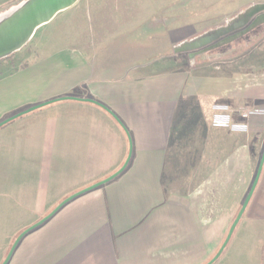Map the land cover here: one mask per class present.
I'll return each mask as SVG.
<instances>
[{"label": "crops", "instance_id": "crops-1", "mask_svg": "<svg viewBox=\"0 0 264 264\" xmlns=\"http://www.w3.org/2000/svg\"><path fill=\"white\" fill-rule=\"evenodd\" d=\"M19 1L0 0V11ZM167 6L78 0L7 61L0 119L65 96L95 100L117 119L95 103L63 99L0 130L12 135L0 160V263L16 232L116 171L128 136L126 168L25 234L7 264H205L214 253V217L235 214L264 148V120L247 132L214 118L228 110L233 124L245 123L242 109L264 106V49L237 64H184L182 27L134 17L136 8L154 16ZM83 140L86 147H69ZM30 147L48 149L31 162ZM56 168L94 170L61 192ZM244 213L264 221V163Z\"/></svg>", "mask_w": 264, "mask_h": 264}, {"label": "rangeland", "instance_id": "rangeland-1", "mask_svg": "<svg viewBox=\"0 0 264 264\" xmlns=\"http://www.w3.org/2000/svg\"><path fill=\"white\" fill-rule=\"evenodd\" d=\"M167 5L168 6L165 8L156 9V15L154 16H146L148 9L136 8L134 17L136 19L145 17V20L150 17L151 19H153V22L158 19L163 20L165 18L168 29H174V27L176 26L182 27L180 31H177L181 32L180 34H177V37L181 36L183 39L181 43L182 48L180 50L182 51L184 64H237L239 60L244 58L250 60L255 59L257 55L260 54V52H257V48L264 49V24H262L255 27L238 39L228 44L222 45L217 49H212L208 53L206 52L194 56L193 58L188 57L189 53L215 43L222 37L246 27L251 22V19L259 13L255 12L256 7L264 6V0H167ZM61 13L57 14L56 17H61ZM203 36L208 37L205 39L207 41L203 40L200 41L197 45L192 46L185 45ZM34 40L35 39L33 38L31 42L27 44V46L29 47L30 45H32ZM16 53H19V51L13 53L7 58L0 60V65H2L0 66V74L6 73L9 70L13 69V67H9V65H6V63L8 60L13 59L15 55H17ZM4 64L5 66H3ZM259 107L264 108V106ZM256 108L248 107L244 109L254 110ZM34 112L37 113L39 112V110L36 109L34 110ZM34 112L32 113L34 114ZM11 115L13 114L0 119V121ZM20 117L1 127L0 130L12 131L14 129V122L17 119H20ZM7 136H0V160H2L6 155L5 147H12V144L9 141L12 135L7 134ZM74 146L86 147L87 144H85L84 140L80 145H74L71 141L69 147ZM47 149L48 147H30L29 149L26 148V150H28L30 153V161L34 158L35 160H38L41 155L44 156ZM33 152L35 153V157H32V155L34 154ZM29 165L31 166V164ZM56 169L57 174L55 175V182L56 184L59 183L61 192L62 190L64 191L68 189L70 186L72 187L77 181L83 180L88 172L94 170L86 168ZM240 207L241 205L237 207L234 215L227 217H214L216 226L215 249L214 253L210 255L208 261L213 257V255L217 252L220 245L222 244L227 231ZM42 217H40V219ZM20 232L21 230L16 232L13 236L12 240L9 243V247L7 248L6 254L15 237ZM6 254L4 255V257L6 256ZM233 256H244L247 257L248 261L252 262L253 264H264V221L257 220L256 218L249 216L248 213H243L230 241L228 242L220 257L213 264H224L226 261H228L225 260L224 257L229 258Z\"/></svg>", "mask_w": 264, "mask_h": 264}, {"label": "water", "instance_id": "water-1", "mask_svg": "<svg viewBox=\"0 0 264 264\" xmlns=\"http://www.w3.org/2000/svg\"><path fill=\"white\" fill-rule=\"evenodd\" d=\"M78 0H20L19 2L10 5L3 11H0V60L7 58L8 56L12 55L13 53L21 50L23 47H25L30 40L32 39L34 33L38 28L41 26L49 23L54 17L69 9L73 5L77 3ZM255 12H259L253 20L244 28L231 33L229 35H226L222 37L221 39L217 40L215 43H212L210 45H207L197 51L191 52L188 54L189 58H193L194 56L206 53L212 49L218 48L222 45L228 44L239 37L243 36L244 34L248 33L255 27L264 24V6H258L255 9ZM208 38L207 36L200 37L198 39L193 40L192 42L185 44L186 46H192L197 45L200 41H207L205 40ZM184 46V45H183ZM63 99H77V100H84L89 101L92 103H95L97 105H100L101 107L105 108L107 111H109L113 116L114 114L106 108L101 103L92 100V99H80L75 97H58L54 99H50L38 104H35L25 110L16 112L15 114L3 119L0 121V127L7 124L10 121L15 120L16 118L27 114L29 112H32L36 109L42 108L46 105H49L53 102L60 101ZM116 118V116H114ZM117 119V118H116ZM121 124V122L119 121ZM122 125V124H121ZM124 128V126L122 125ZM125 129V128H124ZM126 130V129H125ZM128 136V134H127ZM129 141V147H128V154L123 162V164L114 171L111 175L108 177L89 185L79 191H76L72 193L71 195L65 197L63 200H61L49 213H47L45 216H43L41 219L36 221L35 223L29 225L25 229H23L18 235L15 237L13 243L11 244L6 256L4 257L3 261L0 264H7L14 249L16 248L19 241L22 239V237L27 234L29 231L33 230L34 228L40 226L42 223L47 221L50 217H52L64 204H66L68 201L72 200L73 198L77 197L80 194H83L91 189H94L102 184L107 183L108 181L112 180L116 176H118L127 166L131 154H132V147H131V140L128 136ZM264 163V148L255 172V176L253 178V181L250 185V188L241 204V207L239 208L234 220L232 221L227 234L220 245L217 252L213 255V257L207 261L205 264H213L222 254L223 250L227 246L228 242L230 241L233 232L242 217L251 197L254 192V189L257 185L258 179L260 177V173L262 170V166Z\"/></svg>", "mask_w": 264, "mask_h": 264}, {"label": "built area", "instance_id": "built-area-1", "mask_svg": "<svg viewBox=\"0 0 264 264\" xmlns=\"http://www.w3.org/2000/svg\"><path fill=\"white\" fill-rule=\"evenodd\" d=\"M240 116L243 121H245V123L233 124L231 121L230 113L227 110L225 111V113L217 114L214 118V123L216 125L230 126L234 130L256 132L261 130V126L259 128H256L252 123L254 121H258L261 123L264 120V108L258 107L254 110L242 109L240 111Z\"/></svg>", "mask_w": 264, "mask_h": 264}, {"label": "flooded vegetation", "instance_id": "flooded-vegetation-1", "mask_svg": "<svg viewBox=\"0 0 264 264\" xmlns=\"http://www.w3.org/2000/svg\"><path fill=\"white\" fill-rule=\"evenodd\" d=\"M255 16H256V15H255ZM253 18H254V17H253ZM253 18L251 19V21L253 20ZM216 49H217V48H216ZM210 51H211V50H210ZM208 52H209V51H208ZM208 52H207V53H208Z\"/></svg>", "mask_w": 264, "mask_h": 264}, {"label": "trees", "instance_id": "trees-1", "mask_svg": "<svg viewBox=\"0 0 264 264\" xmlns=\"http://www.w3.org/2000/svg\"><path fill=\"white\" fill-rule=\"evenodd\" d=\"M10 122H11V121H10ZM10 122H8V123H10ZM8 123H7V124H8ZM5 125H6V124H5ZM5 125H3V126H5ZM3 126H2V127H3ZM0 128H1V127H0Z\"/></svg>", "mask_w": 264, "mask_h": 264}]
</instances>
